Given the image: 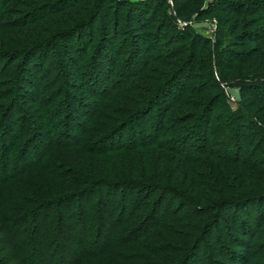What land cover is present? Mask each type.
I'll list each match as a JSON object with an SVG mask.
<instances>
[{"label": "trees", "instance_id": "obj_1", "mask_svg": "<svg viewBox=\"0 0 264 264\" xmlns=\"http://www.w3.org/2000/svg\"><path fill=\"white\" fill-rule=\"evenodd\" d=\"M172 1L177 10L176 1ZM160 2L169 8L166 0H99L95 13L87 17L77 9L78 0H52L25 15L23 31L27 26H41L49 18L68 19L70 15L68 26L56 31L52 44L66 45L70 54L63 63L74 69L80 91L89 95V101L66 92L75 88V83L63 71L49 67L51 48L44 43L11 57L10 66L25 60L20 81L25 92L31 89L27 98L37 110L32 123L28 112L17 102H9L14 95L11 89L0 92V235H5L0 244L12 256L8 264H34L35 258L38 264H193L207 241L215 264H264V149L257 159L242 155L243 136L249 131L257 133L259 146L264 145V33L228 32V23L216 20V42L211 45L192 32L177 31L181 35H172L169 45L175 48L188 41L185 67L176 71L170 82L150 90L141 81L135 83L140 74L131 71L141 61L136 56L138 44L133 45L123 65L119 60L122 53L115 54L113 48L121 40L123 12L131 16L132 6ZM263 3L212 0L195 14L198 18L222 13L249 17L252 7L253 14L264 21ZM110 4H116L114 18L104 21L97 45L92 47L90 33L87 38L84 33ZM183 17H170V28L175 30L177 20L184 21ZM133 27L142 44L140 65L149 69L157 61L144 38L149 33L147 26L138 22ZM244 45L248 48L243 49ZM178 50L168 63L181 57ZM201 50L206 51L209 61L205 66L210 89L220 92V98L203 110L198 102L180 100L194 78ZM226 60L232 62L231 67L226 66ZM158 64L165 70L171 68ZM177 81L184 86L178 91ZM219 82L238 90L235 110L227 106ZM142 92L149 97L145 100L148 105L140 108ZM219 104L223 111L217 115L219 126L211 128L210 119ZM177 107L189 111L172 117ZM254 109L262 115L252 114ZM152 112L155 118L142 127ZM78 114L87 118L86 126ZM189 124L196 126L191 133ZM224 135L223 142L212 139ZM222 143L235 149L232 157L222 153L227 149L220 148ZM147 149L162 151L155 161V172L149 174L140 169L112 168L96 175L90 166L83 170L81 162L69 166L68 157L56 153L78 151L81 156H91ZM215 162L224 163V168L215 170ZM169 168L173 170L171 177ZM7 186L12 191L7 192ZM214 231L221 233L225 245L214 243ZM106 232L104 241L101 236ZM143 238L149 242L145 244ZM169 240L177 248L174 255L165 256L172 245ZM99 243L103 247L95 251L93 247ZM122 249L125 252H119ZM63 259L69 260L64 263Z\"/></svg>", "mask_w": 264, "mask_h": 264}, {"label": "rangeland", "instance_id": "obj_2", "mask_svg": "<svg viewBox=\"0 0 264 264\" xmlns=\"http://www.w3.org/2000/svg\"><path fill=\"white\" fill-rule=\"evenodd\" d=\"M52 0H0V23L3 24V26L0 28V92L5 93L7 92L8 88L11 89V91L14 92V95L9 99V102H17V106L20 107L22 110L28 112L30 114V120L32 123L36 121L35 117V110L37 108L35 107L34 103L30 100H28V96L26 92H30L31 89H26L22 85V82L20 81V78H23V70L26 69L25 60L22 59V61L16 63L13 66H10V59L14 55H16V52L26 49L29 46H33L34 44L38 43H44L47 48H51V52L48 50L49 60L48 64H50L49 67L54 69L55 71H58L62 73L64 72V75L67 77L71 76L70 82L75 83V88L72 90L64 87V89H67V93H71L73 95L79 96L84 98V100L89 101L86 96L80 91V82L78 79V76L73 74L72 71L74 69H69L67 66L64 65V58L66 56H69V51L66 53V45H62L60 43L53 45V38L56 31L65 28L68 26V21L71 20L70 15H68V19L65 17L60 18H52L47 19L42 25H37L36 27H26L27 31L21 30L22 26L24 25V19L26 18V14L32 13L31 9L35 8L38 9L39 7L46 5L47 2ZM79 6L77 9L81 11L82 13L85 12V16L87 17L91 16L92 13H95V9L97 6H99V0H78ZM158 1V0H155ZM177 3V10L174 9V4L172 0H166L167 4L169 5V8L167 9V6L162 5V3H155L154 5L150 3H144L135 5L129 8L131 16L126 17V12L122 13L123 20L122 24L119 28V31L121 32V40L117 47L113 48L115 54L117 52H121L122 56L119 59L120 63L123 65V63L127 60V57H129V52L133 49V45L135 43L138 44V50L136 53V56L139 57V60H143V55L139 53L141 51L142 44L138 40V36H136L135 28L133 27L136 23H142L143 25L147 26V31L149 32L147 35L144 36L146 38V41L148 42V49L152 50V56L156 58V65L153 64L149 69H146L145 66H141V61L134 66H132L131 71L133 72H139V77L135 79V83H138V81L142 82L143 86H148L150 90H152L155 87H159L163 85L165 82H170L173 80V77L175 76L176 71H178L181 67L185 65V63L188 60L187 52L185 49L188 46V41L185 42V45H177L175 48L169 45L170 37L172 35H181L180 33H177V31H183L184 32H192L193 34L199 35L203 37L204 39L210 41L211 45L215 44V27H216V20H222L226 21L228 23V32L230 30H233L236 33H239L240 31H246V32H258L259 35L264 33V21L262 18H260L258 15L253 14L254 10L250 7V13L252 14L249 17H239V15H230L228 13H222V14H215L212 17H205V18H198V16L195 14V12L198 9H204L206 8L207 4L211 2L212 0H175ZM264 2V0H261ZM264 4V3H263ZM108 6V7H107ZM105 7V11L108 14V17H106V13L99 14L100 20L97 21L95 27L92 26V28H87L89 31H85L84 36L87 38L90 33L92 41V47L97 45L99 32L101 29H103L104 21H111L114 18L115 8L116 4L113 5H107ZM262 12H264V7H262ZM179 9V10H178ZM39 10V9H38ZM38 12V11H37ZM34 12L35 14L37 13ZM180 14L183 17V20L188 21H180L177 20L176 24L177 27L175 30L170 28V17L176 16ZM129 17H132V19H128ZM125 18V19H124ZM2 21V22H1ZM185 26H187V29H185ZM18 27H20L18 29ZM51 36V38L49 37ZM89 37V39H90ZM43 38V39H41ZM90 39V40H91ZM42 41V42H41ZM83 41H81L79 44L81 47H83ZM53 47H48L52 46ZM210 46V45H209ZM180 48V49H179ZM243 49L248 48V46L244 45L242 47ZM179 49V50H178ZM111 50V49H110ZM175 50H178L177 52H181V57L177 59L176 61L172 63H168L171 59L170 56L175 54ZM206 51L201 50L198 54V58L194 65L193 70V79L190 81V83L187 85V87L184 88L179 81L177 83L179 85H176L177 91L178 89H183L184 93L181 95V101L186 100L189 103H196L198 102L200 109L203 110L206 108L207 104H213L216 102L218 97L220 98V92L219 90H211L210 89V83H209V75L207 73L206 64H208V59L205 56ZM92 51H90L87 55L89 57L91 55ZM68 54V55H67ZM75 59V57H73ZM143 62V61H142ZM158 63H165L171 66L169 70H165L163 67L159 66ZM226 66L229 68L232 66V62L230 60L225 61ZM60 64V66H59ZM141 64V65H140ZM10 66V67H9ZM144 67V68H143ZM185 67V66H184ZM115 71H118V66L115 69ZM145 74V75H143ZM213 75L214 78L217 81V75L213 69ZM145 76V77H143ZM142 78V79H141ZM175 78V77H174ZM20 81V82H19ZM132 81V82H133ZM218 82V81H217ZM12 83V84H11ZM73 85V84H72ZM220 87L222 88L225 102L227 106L231 110L236 109V104L239 101L238 96V90L234 88H229L224 85H222L219 82ZM209 87V88H207ZM207 88V89H206ZM206 89V90H205ZM87 91V90H86ZM144 92L139 93L143 95ZM178 94V92H176ZM88 94V93H86ZM16 95V96H15ZM128 95V94H127ZM179 95V94H178ZM144 98L141 99V107L148 105L145 100L148 95L146 93L143 95ZM179 97V96H178ZM94 98V96H93ZM62 100V99H61ZM60 100V101H61ZM61 102H64L62 100ZM99 102V101H98ZM60 104V103H59ZM96 104H98L96 102ZM95 105V104H94ZM139 108V109H140ZM138 109V110H139ZM200 110V112H201ZM102 111V110H101ZM189 111V109L184 108H175L172 117L180 116L183 114H186V112ZM63 112V111H62ZM94 111H92L93 114ZM222 106L219 104L216 106L215 111L212 114V117L210 119L211 128L218 125V119L217 115L221 114ZM256 113L258 116L264 114H260L257 110H252V114ZM89 115L91 114L88 113ZM156 113L152 112L149 116L150 121L146 122L142 127L146 126L148 127L152 120L155 118ZM80 117L81 122L83 123V126H86L87 118L82 117V115L78 114ZM221 116V115H220ZM125 116H121L120 118H124ZM225 114H223V120L225 118ZM93 118L95 120H98V116L95 114L93 115ZM119 123V122H118ZM196 124V123H195ZM180 127V125H178ZM219 126V125H218ZM178 127V128H179ZM195 125L191 126L189 124L188 129L191 133L192 130H195ZM219 128V127H218ZM181 129V127H180ZM178 129V130H180ZM197 130V129H196ZM201 132H203V128L200 129ZM216 133L219 132V129H215ZM181 132V130H180ZM193 132V131H192ZM179 134V133H177ZM259 136L256 132L249 131L247 134L243 136L244 141V151H243V157H248L252 159H257L262 156L260 151L264 149L263 146H259L257 143ZM213 140H222L225 139L224 136H217L215 138H212ZM233 142V141H232ZM209 147L208 145L206 146ZM0 148H1V140H0ZM220 148L226 149L225 151H221L222 153H226L227 155H230L232 157L234 154L233 148H228L225 144L222 143ZM1 150V149H0ZM40 151V150H39ZM78 151H56L57 154L68 157V162H70L69 166L76 165L78 162L82 163V169L84 170V167L87 168V171L90 169L94 174H101L105 171L114 169H120L124 168L126 170H133V169H140L142 171V174H149L155 172V168L157 163L155 162L157 158L161 157L162 151L155 150L154 149H147V150H139L137 152L129 153H113V154H107V155H97L93 154L91 156H81L77 153ZM68 154L73 155L70 157ZM254 156V157H252ZM169 158V156H167ZM75 163V164H74ZM168 164V163H167ZM167 164L165 166L167 167ZM213 164V163H212ZM224 163L215 162L214 169L220 170L224 168ZM233 167H229L228 169L231 170ZM166 169V168H165ZM170 169V171H169ZM168 173H172V169L169 168ZM206 171V170H205ZM214 172V171H213ZM220 172V171H219ZM87 173V172H86ZM85 173V174H86ZM207 173V171H206ZM86 176V175H85ZM89 177V176H88ZM88 177H85L89 179ZM230 177V176H228ZM7 192L12 191L11 186H7ZM181 189V187H178ZM179 189H176L179 191ZM184 191V190H183ZM191 224L196 225V222H192ZM182 232H185L182 230ZM109 233H103L102 234V240H107V236ZM178 234H181V231L178 232ZM5 235H2V237ZM74 241H76L77 235H74ZM0 235V238H2ZM176 238H179V236H175ZM174 237V238H175ZM213 240L215 244L218 245H225V239L222 237L221 233H216L214 231L213 234ZM71 240V239H70ZM72 241V240H71ZM145 244L149 242V238H143L142 240ZM70 243V241H68ZM169 243H171V247L168 246L170 249L164 253L165 256L168 255H174L173 251L177 248L176 244H173L171 240H169ZM207 243H205L201 249L199 250L196 259L193 260V264H215L216 258H214V255L209 252V247ZM67 244V243H66ZM103 247L101 243H99L97 246L93 247L95 251L101 249ZM119 252H125L124 249ZM8 252L4 251V246L0 244V262L2 261V264H8V262L12 259V256ZM43 256V255H42ZM71 256V257H76ZM60 256L56 257V260L58 261V258ZM100 258L97 256L96 260ZM60 259V258H59ZM68 261L69 259H63ZM37 258H35L34 264H38ZM63 262V261H62Z\"/></svg>", "mask_w": 264, "mask_h": 264}]
</instances>
